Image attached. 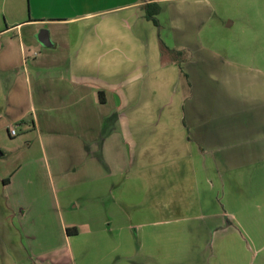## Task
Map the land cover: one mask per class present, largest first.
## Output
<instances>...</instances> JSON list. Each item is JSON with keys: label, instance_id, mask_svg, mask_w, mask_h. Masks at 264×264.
I'll list each match as a JSON object with an SVG mask.
<instances>
[{"label": "crops", "instance_id": "crops-1", "mask_svg": "<svg viewBox=\"0 0 264 264\" xmlns=\"http://www.w3.org/2000/svg\"><path fill=\"white\" fill-rule=\"evenodd\" d=\"M142 1L119 5L141 9L113 29L96 21L62 31L76 18L54 19L51 47L37 39L42 20L0 29V130L32 128L41 148L0 177L4 264H75L82 225L64 218L74 180L91 182L88 198L111 202L98 205L106 215L97 228L83 223L99 263L264 264V99L232 93L242 83L220 75L223 61L214 66L201 47H174L189 50L181 73L170 48L155 45L157 28L142 8L176 10L188 0ZM138 184L143 202L134 200ZM137 213L145 221L127 218Z\"/></svg>", "mask_w": 264, "mask_h": 264}, {"label": "rangeland", "instance_id": "rangeland-1", "mask_svg": "<svg viewBox=\"0 0 264 264\" xmlns=\"http://www.w3.org/2000/svg\"><path fill=\"white\" fill-rule=\"evenodd\" d=\"M129 1L0 0V29L10 27L13 22L42 20L37 28L38 31L42 29L48 31L52 28L50 22L61 17L76 18L67 27H58L62 31H88L92 29L90 28L91 24L96 21L109 24L113 29L114 20H119L120 17H128L133 11L141 9V7L118 8L119 5ZM144 1L148 0L142 2ZM158 8L159 11L155 15L157 26L150 20L149 22L157 28L158 32L153 41L155 45L159 46L160 52H162L161 46L169 47L170 51H179L177 49L180 48H174L177 45L201 47L208 50L214 55H210L214 66H219L221 60L223 61L221 66L224 71H220V75L228 71L233 74L234 80H239L242 83L241 88H229L232 93L242 89L243 94L250 99H264V0H188L176 10L170 7L162 8L160 5ZM142 11L146 18L144 7ZM90 13L95 14L85 17L86 14ZM179 17L188 19L179 23L176 21ZM121 31L126 32L124 27H121ZM173 32L177 33L174 39H172ZM154 42L150 43V48L154 46ZM181 51L185 54L189 53V50L185 48H182ZM183 59L186 60V56H183ZM215 78L221 80L219 76ZM221 78L224 79L223 76ZM214 82L216 86L219 85V81L214 80ZM15 128L17 135L14 137H10L4 128L0 130V152L4 153V156L0 157V177H8L19 163L38 157L41 153L37 134L32 128L26 129L19 125ZM77 177L80 175L74 176V178ZM113 180L116 181V179L109 177L104 181V191L107 198L111 190L109 185L113 183ZM93 183L96 184L97 181ZM91 186V182L74 180L69 185L68 190L65 191L66 196L73 199L70 200L64 218L66 217V221L73 220L82 225L81 227L77 225L79 233L72 241L75 264H102L98 260L96 241L91 239L87 231L97 228L103 216L106 215V211L98 209V205L107 207L111 202L107 199L103 204L88 198L87 191ZM141 189L142 184H138L135 192L137 199H134L136 202H143ZM58 196L61 199V191L58 192ZM76 204L77 208H73ZM137 214L129 215L127 218H136L135 222L137 223L145 221L143 214ZM118 218L124 217L118 216ZM97 219H100V222L92 225ZM84 222L88 223L90 230L83 226ZM127 233L130 238L126 232L122 233V238L127 236L129 240L131 239L135 246L132 250L137 251L142 243L140 231L133 226ZM0 251V261L3 263L1 248Z\"/></svg>", "mask_w": 264, "mask_h": 264}, {"label": "trees", "instance_id": "trees-1", "mask_svg": "<svg viewBox=\"0 0 264 264\" xmlns=\"http://www.w3.org/2000/svg\"><path fill=\"white\" fill-rule=\"evenodd\" d=\"M144 9H145V12H146V18L148 20H150L155 26H157V20L155 18V15L159 11L158 5L155 4V3L147 4V5L144 6ZM161 47H162V52L168 51V49L166 47H164V46H161ZM169 53H173V57H174V59H175V61L177 63V66H178L180 72L182 73V63L185 61L183 59V56L185 55V53L183 51H170ZM185 77H187V76L185 75ZM103 94H104L103 92H99L98 93V96H99L101 102L104 101ZM76 232H77V230H76L75 227L66 229V233L68 235L75 234Z\"/></svg>", "mask_w": 264, "mask_h": 264}, {"label": "water", "instance_id": "water-1", "mask_svg": "<svg viewBox=\"0 0 264 264\" xmlns=\"http://www.w3.org/2000/svg\"><path fill=\"white\" fill-rule=\"evenodd\" d=\"M37 39L39 41V43L44 46V47H51L52 43L50 42L49 39V34L47 30H40L38 35H37Z\"/></svg>", "mask_w": 264, "mask_h": 264}, {"label": "built area", "instance_id": "built-area-1", "mask_svg": "<svg viewBox=\"0 0 264 264\" xmlns=\"http://www.w3.org/2000/svg\"><path fill=\"white\" fill-rule=\"evenodd\" d=\"M8 133H9V136L10 137H14L17 135V132H16V128L15 127H12L8 130Z\"/></svg>", "mask_w": 264, "mask_h": 264}]
</instances>
